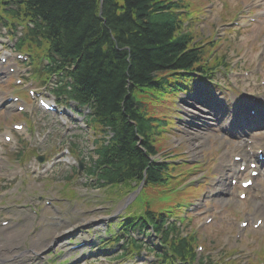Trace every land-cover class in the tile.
Listing matches in <instances>:
<instances>
[{
	"label": "trees",
	"instance_id": "16d2710c",
	"mask_svg": "<svg viewBox=\"0 0 264 264\" xmlns=\"http://www.w3.org/2000/svg\"><path fill=\"white\" fill-rule=\"evenodd\" d=\"M16 14L41 23L51 48L62 57H82L74 71L83 93L96 96V113L113 137L101 148L108 176H139L146 159L133 144L145 143L148 120L129 98L132 86L151 87L161 72L188 68L195 55L177 34L169 0H11ZM100 4V5H99ZM101 15L98 16V10ZM44 27H41L42 23ZM115 40V41H114ZM116 44L117 47L114 46ZM62 66V64H61ZM146 147V145H144ZM150 150V149H149ZM151 151V150H150ZM149 173L153 172L148 167Z\"/></svg>",
	"mask_w": 264,
	"mask_h": 264
},
{
	"label": "rangeland",
	"instance_id": "374dc122",
	"mask_svg": "<svg viewBox=\"0 0 264 264\" xmlns=\"http://www.w3.org/2000/svg\"><path fill=\"white\" fill-rule=\"evenodd\" d=\"M213 1V5L211 7H208V5L206 6L205 10L206 11H212L214 9L220 8V9H224L223 8V4L219 3L217 0H212ZM215 12V10L213 11ZM215 19V18H214ZM214 23V20H210V22L205 23L202 25L204 26V30L207 32L208 29H210L212 27V24ZM9 90V88H8ZM2 96V94H1ZM187 97L189 98V95L186 96H182V99L178 100V103L180 105H183L184 108H190L189 105H187L185 102L188 100ZM162 102H167L166 100H163ZM160 102V103H162ZM158 103V104H160ZM171 104H166L165 105V109L171 110ZM182 119L179 121V123H176V128H174V132L176 134L169 135L168 138L165 140L169 141V145L170 147H172L173 144L175 143H182V150L184 153L187 154V157L189 159V161L191 163H195L198 160H203L204 155H206V153H204V151H206L208 148H212L214 142L215 143H219V141L217 140V138H215V136L212 134L210 136H208V138L206 139L204 145L202 146V148H200L198 151H200V153L198 155H196V157H192V152H193V142L192 141V135L189 134L188 132H195V128L192 126V123L190 122V120H186V112L185 110L182 109ZM9 114V113H6ZM40 116V115H38ZM1 118V115H0ZM42 120H39V122ZM48 121H50L49 123H46L47 125L52 124V133H61V136L63 138H68L72 133L73 130H69V129H65L64 127L61 126H57L56 125V120H54L51 115L48 116ZM176 122V121H175ZM3 124L0 125V127H2ZM216 126V125H215ZM214 134L216 133V129H213ZM41 131V129H40ZM87 137V136H86ZM49 139V138H48ZM50 139L55 140L56 136L55 134L52 135V137H50ZM31 144L34 145H41V142H39L37 139L32 138L30 140ZM80 143L82 145H89L88 140H86L85 143V135L82 134V137L80 138ZM18 148L17 146H14L12 144L10 145H6L4 150L7 151H14ZM203 150V151H201ZM204 153V155H203ZM65 167H59L56 169V172H54L52 174V178L49 180L50 183L47 184V186L45 185L46 182L43 181L44 178H41L39 181H34L31 177L27 178L28 179V184L27 185H20L19 182H11L9 184H7L8 186H11L10 188H0V191H2L4 194L6 193H10L9 196L4 195V197L2 198L3 200L10 202V201H18L19 199H23V202H36L37 199H39L40 195L43 194H58L57 191L55 190H60L62 185V181L60 180L61 176L63 175V170ZM67 171V170H66ZM193 177V176H192ZM3 178L2 175H0V179ZM71 181H73L74 179L71 178ZM1 181V180H0ZM209 181H212L211 178L209 179ZM70 183V181H69ZM3 184V183H2ZM178 188L175 190H172L170 192L167 193H163L160 195H157L155 197H151V196H147L148 201L150 202L151 205H153L154 207H156L158 210H168L171 211L173 213L177 212V209L172 206L174 204L175 201H172V199H174L175 197H177L178 194ZM208 188V187H207ZM19 190V192H18ZM145 195L144 193L141 192L140 196ZM65 197L63 200L62 204H58L59 210L62 213V216L64 217V219L67 221V223H63L61 221L60 222V226L58 227V229L53 230L49 224V222H51L53 219L51 217H49L47 219L48 225L45 226V228H43L42 230L38 231L35 230V227L32 224H29L30 221L27 217H24V221L20 226V229H14L11 231H6L4 229L0 230V241H2V239H4L6 236V234H8L10 237H12V235H15V237H17V234L20 238V242L19 241H12L10 246L12 248H14L15 245H17L18 243L21 244V249L25 248L28 249V252L34 250H41L42 248H45L46 245L49 243V241L53 240L54 238L58 241V245H61L62 239H60L62 236H64V234L67 233V231L70 228H74V226H77L76 231H78L80 229V226L82 223L84 222H91L92 224L96 223L95 221H97L100 218V214L98 212L96 213H89L87 210H84V206L79 205L78 203H76V205H74L73 203L67 202L65 203L64 201H66V198H72V200H75L76 197V193L74 191H69L68 193V197ZM130 196L129 195H125V197L122 199L121 203H124V201L129 200ZM77 202V201H76ZM86 207V206H85ZM101 210V209H100ZM98 211V210H96ZM56 214V211L52 210L51 208H46L44 210V215L49 216V215H54ZM218 233H219V239L221 238L222 233L227 230V228H223L222 226L216 225L215 226ZM95 228V226H94ZM41 234V235H39ZM56 241V244H57ZM6 243H1L0 242V252H1V248H4V245ZM264 245V243H263ZM6 252V251H3ZM21 260L25 259V256H21L20 257Z\"/></svg>",
	"mask_w": 264,
	"mask_h": 264
},
{
	"label": "bare ground",
	"instance_id": "6f19581e",
	"mask_svg": "<svg viewBox=\"0 0 264 264\" xmlns=\"http://www.w3.org/2000/svg\"><path fill=\"white\" fill-rule=\"evenodd\" d=\"M191 135H192V137L194 136L197 138V140H195L192 144L194 146L197 144V149H194V153H195L204 144L206 136L209 134H207L204 131H198L197 130L196 133H194V134L192 133ZM200 139H202L203 144L201 142H199ZM248 139H250V137ZM262 142H264V136L260 139L253 140V142L251 143L250 146H254L256 144H259V147H261L263 149V145H260ZM246 145H249V144H247L246 140L242 139L240 141V144L237 146L236 149L239 152H241L243 155H247L245 148H244ZM219 166H221L222 171H221L220 175H218L216 177L215 185H214L212 191L215 194V199H218L219 201H221L223 203L229 202L232 199L227 198L226 194H225L226 192L229 191V188H230V184L226 182L227 174H226L225 170L228 167H230L228 160L226 159V155H224V157L221 159L220 164L218 165V168H219ZM257 185L259 186V190L257 192H260L262 197L260 199H256V198L251 199L249 196V201H250L251 205H253V207L255 208V212H259L261 214H264V179L260 180ZM237 202L239 204H241L240 201H237ZM7 238L8 237H6V239ZM6 241H8V240H6Z\"/></svg>",
	"mask_w": 264,
	"mask_h": 264
}]
</instances>
